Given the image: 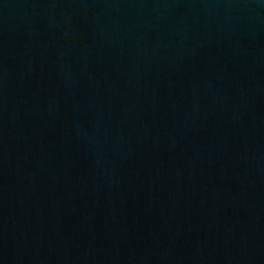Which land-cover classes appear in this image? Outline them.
Segmentation results:
<instances>
[{
	"label": "water",
	"instance_id": "obj_1",
	"mask_svg": "<svg viewBox=\"0 0 264 264\" xmlns=\"http://www.w3.org/2000/svg\"><path fill=\"white\" fill-rule=\"evenodd\" d=\"M0 264H264V0H0Z\"/></svg>",
	"mask_w": 264,
	"mask_h": 264
}]
</instances>
